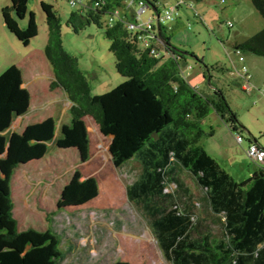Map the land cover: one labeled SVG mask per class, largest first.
I'll return each mask as SVG.
<instances>
[{
  "label": "trees",
  "instance_id": "obj_1",
  "mask_svg": "<svg viewBox=\"0 0 264 264\" xmlns=\"http://www.w3.org/2000/svg\"><path fill=\"white\" fill-rule=\"evenodd\" d=\"M31 1L12 0L11 6L2 10L6 28L24 46L39 35L35 13L29 10ZM78 2L81 8L70 13L67 28L75 34L92 25L100 29L110 42L118 75L126 80L113 90L93 95L78 58L63 45L59 12L42 2L48 27L44 54L54 76L50 90L63 91L72 104L71 122L62 127L57 146L77 149L81 162L86 163L91 149L85 122L91 117L99 132L110 138L115 168L139 163L140 173L126 189L127 197L144 214L168 264H264V164L247 181L238 182L202 145L203 138L212 134L203 127L211 112L244 142L238 117L226 96L221 90L205 95L188 82V54L174 51L164 23L158 21L151 31L129 28L142 25L136 15L129 17L125 11L144 2L148 9H155L152 16L157 17L156 1ZM251 3L264 19V0ZM27 17V27L22 28L19 21ZM164 49L172 56L166 58ZM233 49L238 55L246 52L264 58V29ZM30 106L31 95L23 87L21 69L9 67L0 75V149L4 145L1 134L10 129L16 116L26 115ZM54 137L52 119L30 126L22 136L11 139L16 159L0 161V174L7 175L6 179L0 175V264H63L67 252L74 248L69 244L63 249V236L52 225L47 231L20 230L14 216L9 187L14 169L23 162L44 158L47 143ZM183 172L190 173L206 195L212 216L220 220L221 237L215 236L209 221L198 214ZM99 188L94 177L83 179L79 169L74 171L62 189L57 211L91 203L99 197ZM51 219L48 216L50 224ZM113 264L131 263L118 260Z\"/></svg>",
  "mask_w": 264,
  "mask_h": 264
},
{
  "label": "rangeland",
  "instance_id": "obj_2",
  "mask_svg": "<svg viewBox=\"0 0 264 264\" xmlns=\"http://www.w3.org/2000/svg\"><path fill=\"white\" fill-rule=\"evenodd\" d=\"M77 1L84 5L89 2ZM152 1L158 3V11L162 16L165 10L176 7L173 19L164 24L172 47L188 54V67L185 68L187 80L202 92L209 90L212 85L218 86L246 130L242 131V144L227 143V150L221 151L222 147L219 146L224 142L223 139L227 142L229 126L211 114L203 127L209 133L207 126L212 124L215 136L204 137L202 145L213 154L212 149H219L221 156H216L220 158L219 164L238 182L247 181L258 170L249 160L248 143L255 138L264 146V58L246 52L242 54L247 61H255L257 73L254 82L258 90L247 95L239 85L241 75L232 73L236 61L233 48L264 29V19L250 0H203L200 3L195 0ZM42 2L53 5L59 12L63 20V45L68 53L78 58L93 95H102L126 80L118 75L115 56L109 49L110 42L100 29L92 25L84 32L75 34L67 28L66 20L70 13L81 7L74 9L66 0L30 2L29 10L35 13L39 35L31 40L29 46H24L6 28L2 10L11 6L12 0H0V75L15 65L22 68L26 78L31 70H40L43 77L48 73L52 76V69L44 54L48 43V27L41 8ZM139 9L134 4L138 22L143 25L152 17L153 9H147L143 14H139ZM28 20L29 17L19 21L20 26L26 28ZM204 73L208 75L206 80ZM47 79L42 80V86H34L32 93L37 104L35 102L34 108L29 110L31 113L16 116L13 127L1 134L4 145L0 149V161L16 159L11 139L13 136H22L28 127L52 119L56 128L61 117V127L63 123L71 122L70 114L64 115L59 105L49 102L56 94L50 90L53 76L51 82ZM42 105L46 107L44 112L39 110ZM85 124L90 133L91 149L86 163L81 162L77 149L64 150L57 146V140L62 136V129L60 131L58 128L60 132L55 130V137L47 143L48 150L44 158L23 162L14 169L9 187L19 229L47 231L52 225L63 236V249L67 250L69 244L74 247L67 252L63 264H113L118 260L131 264H168L162 257L144 214L127 197L126 189L140 173L139 163L132 161L122 168H115L109 152L110 138L99 132L91 117L86 119ZM78 169L83 179L94 177L97 180L100 195L83 207H70L58 212L57 203L62 189ZM0 175L7 178L4 173ZM181 176L197 203L198 214L209 221L213 234L221 237L220 220L212 216L203 190L197 186L190 173L183 172ZM48 216H51L52 224L48 222Z\"/></svg>",
  "mask_w": 264,
  "mask_h": 264
},
{
  "label": "crops",
  "instance_id": "obj_3",
  "mask_svg": "<svg viewBox=\"0 0 264 264\" xmlns=\"http://www.w3.org/2000/svg\"><path fill=\"white\" fill-rule=\"evenodd\" d=\"M251 1V0H250ZM139 7V6H138ZM127 11L128 12H126L125 11V13H124V15L125 14H131V15H136V13H135V11H134V5L132 6V8H130V9H127ZM152 12H153V14H155V9H153L152 10ZM152 14V15H153ZM151 17V16H150ZM137 20H138V18H137ZM162 45V43H160V46ZM164 56L166 57V58H168V57H170V56H172V54L169 52L168 53V51L167 50H165L164 49ZM234 56H235V62H234V68H233V71H232V73L233 72H241V70H242V67L245 65L246 67H247V69H248V72H249V75L251 76V78H250V80L248 81V83L250 84V86H251V90L249 91V92H246L245 90H244V87H243V85H244V83H245V79H244V75L242 74L241 75V77H239L240 78V82H239V85H240V87L242 88V90H243V92H245V94H247V95H250V94H252L254 91H256V90H258L257 89V87L255 86V82H254V79L255 80H257V73H256V70H255V67H254V64H255V61L254 60H249V61H247L246 60V58L244 57V60L243 61H241L240 60V55H238V54H235L234 53ZM21 69V71H22V75H23V87L24 88H26L28 91H29V93H30V95H31V106H30V111L34 108V103L35 104H37V100L35 99L34 100V95H33V93H32V91H33V89L35 88L34 86H36V84H38V85H40V86H42L41 84H42V80L45 78H48L47 80L48 81H52V76H53V74H52V76H49L48 74V77H46L47 75H45V77H43V75H41L40 73H41V71L39 70V71H37V70H31V72L28 74V78H26L25 77V74H24V72H23V70H22V68H20ZM48 70H49V68H48ZM42 71H44V70H42ZM46 71V70H45ZM50 71V70H49ZM207 74L206 73H204V80H206V78H207ZM238 77V76H237ZM53 79H54V76H53ZM39 82V83H38ZM189 82V81H188ZM210 82V81H209ZM190 83V82H189ZM191 84V83H190ZM192 85V84H191ZM242 85V86H241ZM193 86V85H192ZM193 87H195V86H193ZM196 88V87H195ZM197 89V88H196ZM35 90V89H34ZM217 90H220V89H218V86H211V87H209V90H206V91H204V92H202V91H200L201 93H203V94H205V95H210V94H212L213 92L215 93V92H217ZM56 95H55V97H53L49 102H51V103H53L54 102V104H56V105H59V108L61 107V110H62V113H64V115H67V114H70V109H71V106H72V104L67 100V98H66V95H65V93L63 92V91H61V90H56L55 92H54ZM54 93H53V95H54ZM52 96V95H51ZM56 97H58V98H56ZM47 100H49V97L47 98ZM46 101V100H45ZM48 103V102H47ZM230 105V104H229ZM46 106V105H45ZM45 108L46 107H43V105L42 106H39V110H41V111H43L44 112V110H45ZM230 108L232 109L231 111L238 117V115H237V113H235L234 111H233V108L231 107V105H230ZM29 111V113H31ZM60 113V115H61V111L59 112ZM211 114H213L214 116H216V118L219 120V121H221V122H224V120L220 117V116H218L216 113H210V115L209 116H211ZM27 115V114H26ZM208 116V117H209ZM208 117L205 119V121H204V123H206V121L208 120ZM70 121H71V117H70V119H69ZM238 120H239V118H238ZM61 122H62V117L60 118V122H58V125L56 126V128H55V130L57 131V133H58V128L60 129V131H61V129H62V127L65 125H69L70 123H68V124H65V123H63L62 124V127L60 126V124H61ZM13 124H14V122H13ZM13 124H12V126L11 127H13ZM226 124V123H225ZM11 127H10V129H11ZM61 127V128H60ZM209 129H210V131L212 130V134L210 135L211 136V138L212 137H214L215 135H214V131H213V128H212V124H209L208 126H207ZM238 128L241 130V134H242V131H243V127L241 126V123H240V121H239V126H238ZM9 129V130H10ZM59 131V132H60ZM227 131H229V132H226V134H227V142H225V140L223 139V141L224 142H221V144H220V146H219V148H221L222 147V150L221 151H226L227 150V147L226 146H228L227 145V143H236V144H239V142L237 141V139H236V136H235V134H233V132L231 131V129L229 128V130H227ZM244 131H246L245 129H244ZM7 132V131H6ZM242 136H243V134H242ZM253 140V142L254 143H256V144H258V145H260V147L261 148H264V146H263V144H261L260 142L261 141H259V140H257V139H255V138H253L252 139ZM249 143H251V141H249ZM248 143V144H249ZM242 144V143H241ZM240 145V144H239ZM205 147V146H204ZM207 149V148H206ZM213 150V152L215 153V154H213L211 151H209L208 149H207V151L211 154V156L213 157V159H215L218 163H219V159L220 158H218V157H216V156H221V151L218 149V150H215V149H212ZM250 160V159H249ZM251 161V160H250ZM251 163L253 164V162L251 161ZM255 164V163H254ZM253 164V165H254ZM256 165V167H257V169L259 170V168H260V166L259 165H257V164H255ZM227 170V169H226ZM257 170V171H258ZM256 171V172H257ZM255 172V173H256Z\"/></svg>",
  "mask_w": 264,
  "mask_h": 264
},
{
  "label": "built area",
  "instance_id": "obj_4",
  "mask_svg": "<svg viewBox=\"0 0 264 264\" xmlns=\"http://www.w3.org/2000/svg\"><path fill=\"white\" fill-rule=\"evenodd\" d=\"M70 6H72L73 8L77 7L80 5V3L77 1V0H66ZM139 14H143L148 8L149 6L147 4H145L144 2H140L139 3ZM176 10V7H173L172 9H169V10H165V14L162 16H152L149 18L148 22L145 23L144 25L142 26H138V27H135L133 25H129V28L130 29H133L134 30H139V29H146L148 31H151L152 30V26L160 21L162 23L166 22V21H170L173 19L172 17V14H173V11ZM118 13L117 11L115 12L114 14V17L117 19L118 18ZM231 25V24H230ZM232 27V25H231ZM160 43L163 44V41L160 40ZM240 55V60L243 61L244 60V57L239 53ZM238 75H244V79H245V83L243 85L244 87V90L246 92H249L252 88L250 86V84L248 83V81L250 80L251 76L248 74V69L244 66L242 67V70L241 72H237ZM237 141L239 143H242L243 142V138L239 135H237L236 137ZM247 154H248V157L250 158L251 161H253L255 164H258V165H263L264 164V149L260 147V145L256 144V143H252L249 148H248V151H247Z\"/></svg>",
  "mask_w": 264,
  "mask_h": 264
},
{
  "label": "water",
  "instance_id": "obj_5",
  "mask_svg": "<svg viewBox=\"0 0 264 264\" xmlns=\"http://www.w3.org/2000/svg\"><path fill=\"white\" fill-rule=\"evenodd\" d=\"M157 17H158V15H157ZM174 51L175 52H181V51H179V50H177V49H174ZM182 53V52H181ZM184 54H186V53H184Z\"/></svg>",
  "mask_w": 264,
  "mask_h": 264
}]
</instances>
